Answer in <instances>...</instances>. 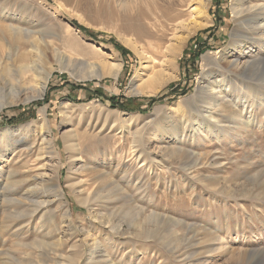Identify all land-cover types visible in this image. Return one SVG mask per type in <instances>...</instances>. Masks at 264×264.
I'll use <instances>...</instances> for the list:
<instances>
[{"label":"rangeland","instance_id":"374dc122","mask_svg":"<svg viewBox=\"0 0 264 264\" xmlns=\"http://www.w3.org/2000/svg\"><path fill=\"white\" fill-rule=\"evenodd\" d=\"M190 1L0 0V264H264V0Z\"/></svg>","mask_w":264,"mask_h":264},{"label":"bare ground","instance_id":"6f19581e","mask_svg":"<svg viewBox=\"0 0 264 264\" xmlns=\"http://www.w3.org/2000/svg\"><path fill=\"white\" fill-rule=\"evenodd\" d=\"M240 1L241 0H235L234 6H233L234 14H235L236 18H238L243 12V9L240 7L241 6V4L239 3ZM198 3H199V5H196L194 0H191L190 3H189V7L191 8L192 13H198V15L200 16L201 13H202L201 7H203L204 5H203L202 1L201 2L198 1ZM204 19H206V18H204ZM197 20L198 19L196 18V20L194 19V20L191 21L195 28H199V27L201 28V27L209 24V22H205V21L199 22V20L198 21ZM185 24H187V23H185ZM175 25L177 27L183 26V22L180 21V22L176 23ZM256 29L260 30V31L257 32V34H262V35L264 34V27L257 26ZM263 54H264V49H259V51H257L253 56H251V58L249 57L250 58L249 60L246 59L248 61L244 62L242 65L238 64V62H237L238 60H232V61L230 60V64L234 65V67H236V71L237 72L235 74H237L238 76H236V75L234 76L233 75L234 73L232 71H230L229 74H226V76H230L232 79L231 80H226L225 82H224V80L219 81V82H221L220 85L212 84L211 85V89L209 90L208 93H206L205 99H214V100H216L218 102V104H221L220 102L224 101L225 97L230 98V99L234 98L233 101L235 103H237V104H243L245 106H253L254 104L251 103L252 99L248 98L249 97V93L248 92L250 90L245 88V85L248 84V81L246 80V72L245 71H246V69L248 67H250L252 65H255V64H258L260 62V60H261L260 58H262ZM207 58L208 57H206V59ZM44 69H45L44 70L45 73H44V75L42 77L43 81L38 83V85L40 86V90L39 91H42V92L45 90V86H46V84H47V82H48V80H49L54 68L52 69V67H51V68L47 69L45 67ZM231 88H235V90L231 89ZM199 89L200 88H198V91H199ZM235 91H236V93H235ZM232 92H234V93H232ZM40 95H41V92H40ZM218 96H220V97L218 98ZM206 103H207V101H206ZM4 105H6V104H1L0 108L2 106H4ZM44 114H45V112H44ZM247 114L249 115L248 118H252V115H251L250 111ZM244 117H245V115L244 116L242 115V117L238 116V119L240 118L242 120V118H244ZM40 120H42V121H44L45 123L48 124L47 118L45 116H41ZM248 121H245V120L243 121L242 120L241 122L240 121L239 122H240L241 125H247ZM51 168H52L51 165H49V163L47 162V159L45 157L44 158V162L41 163V168L40 169H42V170H41L40 176H38V178H40V180H41V183L47 184V182H49V181H51L52 183L54 182L51 178L47 179V177H49V170ZM53 185H54V183H53ZM67 214L69 216V211H67ZM94 251L95 250L91 251L92 262H93V260L95 258Z\"/></svg>","mask_w":264,"mask_h":264},{"label":"trees","instance_id":"16d2710c","mask_svg":"<svg viewBox=\"0 0 264 264\" xmlns=\"http://www.w3.org/2000/svg\"><path fill=\"white\" fill-rule=\"evenodd\" d=\"M75 24H77L76 22H74ZM80 28L84 31V32H86V33H88L89 35H91V36H93L94 38H96V35L94 34V33H92V32H90L86 27H84V26H81L80 25ZM116 47L119 49V50H121L122 52H123V54H127V50L123 47V46H120L119 44H116ZM200 55V50H198L197 52H195V54H194V57H196V56H199ZM197 59V58H196ZM79 89H86L87 91H89V92H92V91H90V89H89V87H87V86H83V85H80V84H78V85H76ZM94 92L98 95V96H104L105 97V94H104V92H102L100 89H96V90H94ZM186 92H184L183 94H185ZM92 94L90 93V96H91ZM107 97V99H109L110 100V102H111V104L113 105V106H117V107H119V108H121V109H124V110H135V109H140L141 108V105H142V101H139V100H136V99H127V100H120V99H118L116 96H110V97H108V96H106ZM158 100H160V99H155V98H151V99H149V103L148 104H150V106H152L155 102H158ZM144 101V100H143ZM26 110H23V113L25 112ZM23 113H21V115L23 114ZM20 115V116H21ZM18 121H19V119L16 117V118H11L10 119V122H12V123H18Z\"/></svg>","mask_w":264,"mask_h":264}]
</instances>
